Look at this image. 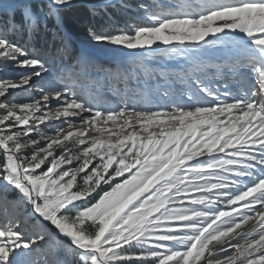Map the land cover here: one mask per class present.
<instances>
[{
  "label": "snow or ice",
  "instance_id": "snow-or-ice-1",
  "mask_svg": "<svg viewBox=\"0 0 264 264\" xmlns=\"http://www.w3.org/2000/svg\"><path fill=\"white\" fill-rule=\"evenodd\" d=\"M79 6L0 0V264H264V0L141 2L124 27L86 28L133 58L105 70L114 108L72 45ZM49 19L62 73L30 40ZM145 52L189 66L156 71Z\"/></svg>",
  "mask_w": 264,
  "mask_h": 264
},
{
  "label": "rangeland",
  "instance_id": "rangeland-1",
  "mask_svg": "<svg viewBox=\"0 0 264 264\" xmlns=\"http://www.w3.org/2000/svg\"><path fill=\"white\" fill-rule=\"evenodd\" d=\"M40 1L42 2L45 0H30L31 3H36ZM139 2H143L146 4H152L153 2H155V0H139ZM158 2L170 3V2H174V0H158ZM81 3L87 5V0H81ZM122 11H125V10H122ZM141 15L142 13L137 16L139 17ZM142 22L146 23L147 21H142ZM54 37L57 38L58 42H60V39L57 33L54 34ZM73 39L82 48V53L88 56L93 62V68L91 69L92 74L100 81L101 87H100L99 93L97 94L96 103L102 104L105 107H113V108L116 107L119 103L120 98L116 92L112 91L110 87L106 86V83H110V81L106 82L105 80L107 76V73L105 70L108 67L116 68L120 66H127L130 63H132L133 58L128 56L126 53L114 52L113 50H111L105 45H99V44L92 42L88 38L87 34L83 36L80 35V37L74 36ZM59 45L61 46V42ZM162 47H165V46H162ZM219 54L221 53H219L218 51L210 50L208 53L204 54L201 58L208 61V59L211 56L216 57ZM144 57H145L144 63L146 64V66L149 68L154 66V70L156 71L163 69L164 71H167L170 73H176L178 71H181V69L188 68L189 66L188 62H186L184 58L178 57V56L160 57L159 55L155 53L145 52ZM149 59L151 60L149 61ZM100 60L102 61L104 60L106 63L117 61V63L114 62L115 64H113L112 66H106V68L102 70L101 68H99V67H103V65H101ZM103 73H105L104 76H103ZM103 80L105 81L104 83H103ZM179 91L180 89L178 85L172 89V92L174 95H177ZM23 97H24L23 93L21 94V93L16 92V101L18 103L25 102L27 95L25 96V99H23ZM151 100L153 104L164 105V104L169 103V99L163 98L162 95L153 94L151 97ZM248 227H250V225L242 226V230L246 231Z\"/></svg>",
  "mask_w": 264,
  "mask_h": 264
},
{
  "label": "trees",
  "instance_id": "trees-1",
  "mask_svg": "<svg viewBox=\"0 0 264 264\" xmlns=\"http://www.w3.org/2000/svg\"><path fill=\"white\" fill-rule=\"evenodd\" d=\"M45 1L31 3L32 7L40 10ZM129 4V11H122L118 8H109L107 12H101L99 15H92L86 4L81 3V6L69 10L65 15L68 25L71 29V42L77 53H82V48L73 39L74 36L80 37L86 35L85 29L92 27L97 31L101 30L108 24L117 27L126 26L132 18L138 17L141 14L140 10L135 7L138 5L139 0H127ZM46 11V9H43ZM42 14V12H41ZM47 28H42L38 34L31 37V44L49 62L53 68L54 73H62L68 69L70 61L62 57L59 49L60 42L54 37L57 33L53 20H47ZM163 45H161L162 47ZM117 52V51H114ZM120 53V52H119ZM10 197L14 194H9Z\"/></svg>",
  "mask_w": 264,
  "mask_h": 264
},
{
  "label": "bare ground",
  "instance_id": "bare-ground-1",
  "mask_svg": "<svg viewBox=\"0 0 264 264\" xmlns=\"http://www.w3.org/2000/svg\"><path fill=\"white\" fill-rule=\"evenodd\" d=\"M20 92H22V91H20ZM23 93H25V92H23ZM25 94H27V93H25ZM24 99H25V98H24ZM25 102H30V97H29L28 94H27V98L25 99ZM56 123L58 124L59 121H56Z\"/></svg>",
  "mask_w": 264,
  "mask_h": 264
}]
</instances>
